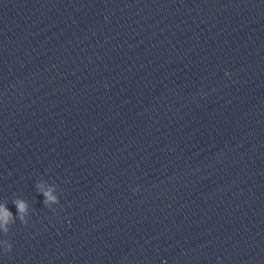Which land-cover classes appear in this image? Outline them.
Listing matches in <instances>:
<instances>
[{
    "label": "clouds",
    "instance_id": "obj_1",
    "mask_svg": "<svg viewBox=\"0 0 264 264\" xmlns=\"http://www.w3.org/2000/svg\"><path fill=\"white\" fill-rule=\"evenodd\" d=\"M37 188L46 197V199L44 201L45 205H48L50 202H56L57 201V198L52 194L54 191L53 187H49V188H47V190H45V185L41 183V184L37 185ZM14 202L17 204V207H18L19 212L21 214V219H23V215H24L26 208H27L26 203L22 200H16ZM11 216H12V214L5 207H0V222L7 224L8 221L11 219ZM5 231H7L6 228H5ZM10 249H11V246H9V250Z\"/></svg>",
    "mask_w": 264,
    "mask_h": 264
}]
</instances>
